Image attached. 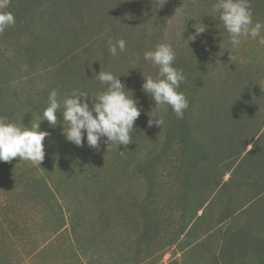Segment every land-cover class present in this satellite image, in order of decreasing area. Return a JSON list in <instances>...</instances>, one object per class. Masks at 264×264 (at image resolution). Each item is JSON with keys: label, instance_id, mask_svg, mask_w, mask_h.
<instances>
[{"label": "rangeland", "instance_id": "1", "mask_svg": "<svg viewBox=\"0 0 264 264\" xmlns=\"http://www.w3.org/2000/svg\"><path fill=\"white\" fill-rule=\"evenodd\" d=\"M215 2L10 0L0 117L30 129L52 90L79 88L92 107L100 71L121 75L141 114L129 145L92 149L66 140L58 112L56 127L39 122L41 165L0 161V264H264V30L234 48ZM249 2L264 24V0ZM159 43L185 76L183 118L142 90Z\"/></svg>", "mask_w": 264, "mask_h": 264}, {"label": "clouds", "instance_id": "2", "mask_svg": "<svg viewBox=\"0 0 264 264\" xmlns=\"http://www.w3.org/2000/svg\"><path fill=\"white\" fill-rule=\"evenodd\" d=\"M9 4L10 0H0V33L16 23L11 12L3 11ZM212 10L218 14L234 48L240 45L242 38L256 39L264 30V24H253L249 0H216ZM193 28L195 32L189 36V41H195L203 34L207 25L194 24ZM259 43L264 44V37H260ZM118 49L119 53L126 52V41L109 40L108 50L113 57L119 54ZM142 59L157 70L155 75L142 72V90L155 102V108L166 113V106H170L177 118H183L189 104L185 94L178 91L185 76L182 69L174 66L176 53L173 45L159 43L153 49L145 50ZM120 76L111 71L95 73V79L103 90L96 93L92 107L89 106V97L92 96L79 88L72 89L62 97H58L57 91L52 90L47 98V106L42 111L43 118L31 123L30 129L22 123L17 124L6 117H0V161L9 162L18 157L20 161L41 165L45 158L43 141L49 133L39 130V122L46 120L51 127H56L58 112L63 116L62 134L77 147L84 146L86 141L90 148L98 149L101 138H105L104 142L108 146L113 143L129 145L141 109L133 93L128 95L130 90H126ZM152 118L148 121L149 126L153 123L163 125L162 117Z\"/></svg>", "mask_w": 264, "mask_h": 264}]
</instances>
